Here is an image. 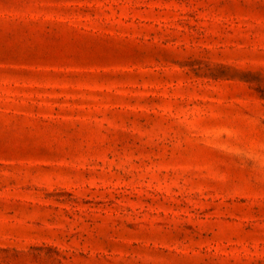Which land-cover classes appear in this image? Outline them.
<instances>
[{
    "label": "rangeland",
    "instance_id": "obj_1",
    "mask_svg": "<svg viewBox=\"0 0 264 264\" xmlns=\"http://www.w3.org/2000/svg\"><path fill=\"white\" fill-rule=\"evenodd\" d=\"M0 264H264V0H0Z\"/></svg>",
    "mask_w": 264,
    "mask_h": 264
}]
</instances>
